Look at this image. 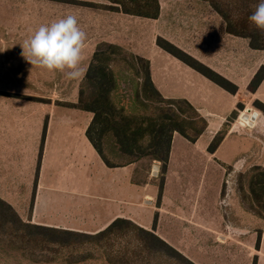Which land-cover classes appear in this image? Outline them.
<instances>
[{"label": "crops", "instance_id": "obj_1", "mask_svg": "<svg viewBox=\"0 0 264 264\" xmlns=\"http://www.w3.org/2000/svg\"><path fill=\"white\" fill-rule=\"evenodd\" d=\"M101 4L109 2L0 0V199L10 203L26 221L91 234L106 229L118 218L129 219L153 230L185 254V250L179 249L178 244L170 240L171 236L188 239L198 232L206 234L209 239L225 231L223 215L222 219L219 218L220 222H212L222 192L218 173L222 170L227 172L230 183L233 175L245 173L257 165L264 167V112L250 104L256 99L262 101L258 96L264 89V81L249 94L246 90L250 81L246 83L245 90L236 83V77L241 75L243 53L239 48L243 45L237 41L239 36L227 31L224 19L210 3L202 5L196 0H173L164 4L160 0L159 17L150 18L155 25L152 37L156 43L159 36L167 39L238 86L237 93L230 92L234 102L227 114L211 110L204 114L190 98L181 96L182 81L176 79L177 74L171 66H161L154 71L151 58L136 48L135 43L142 35L140 30L146 28L147 23L131 21L126 17L136 15L95 6ZM68 14H75L87 33L82 61L84 77L101 43L119 45L150 61L154 85L165 98L187 99L207 119L208 128L198 140L192 142L176 133L174 141L183 136L186 144L196 146L202 136H208L203 150L196 153L205 162L208 160V163L215 164L214 181L210 185L214 190V201L209 198L212 195L203 193V200L200 196L197 206L190 193L192 183H172L174 141L163 188L153 181L160 172V161L151 163V159L144 158L119 167H109L105 163L87 135L94 113L74 106L79 102L84 77L69 81L62 73L32 66L22 55V45L34 30ZM165 58L168 61V57ZM263 64L264 59L256 60L247 76L254 77ZM190 68L193 70L190 73L181 72L207 78ZM240 103L246 104L244 110H253L252 115L256 113L254 120L250 124L245 120L242 123L237 121L218 148L210 151L215 138L211 132L219 133L226 129L233 113L241 111L238 108ZM213 115H217L215 120ZM212 126L215 130H209ZM235 134L238 136L234 142L235 149L230 153L227 143ZM190 152L181 158H189ZM196 153L193 152L195 158L198 157ZM189 160L188 166L191 163ZM96 169L112 177V182L94 183L93 188L83 184L84 179L80 175L89 171L93 174ZM150 183H154L153 186ZM87 189L112 192L104 195L89 193ZM83 197H93L100 203H90ZM132 206L147 209L146 215L137 216ZM27 208L30 214L25 217ZM196 217L201 222L196 221ZM261 237L260 247L264 252V229H261ZM206 243L209 244V241ZM258 256L260 264L261 257Z\"/></svg>", "mask_w": 264, "mask_h": 264}, {"label": "trees", "instance_id": "obj_2", "mask_svg": "<svg viewBox=\"0 0 264 264\" xmlns=\"http://www.w3.org/2000/svg\"><path fill=\"white\" fill-rule=\"evenodd\" d=\"M107 1L109 4L95 6L153 19L161 11L160 0ZM205 1L224 19L229 33L247 38L253 49L264 50V29L249 20L258 0ZM157 44L222 88L237 93L235 83L174 43L159 36ZM263 81L264 65L251 80L250 91L255 92ZM74 106L94 113L87 135L109 167L149 158L162 162L166 172L175 134L195 142L208 128L207 119L188 100L165 98L158 91L148 59L112 43L98 46ZM255 106L264 112V102L256 100ZM227 132L226 128L218 133L210 151L218 148ZM240 177L243 202L248 200L249 209L264 218V167L254 166ZM0 246L19 250L35 261L63 256L70 263H79L99 256L109 264H197L153 230L129 219L118 218L91 234L26 221L3 199Z\"/></svg>", "mask_w": 264, "mask_h": 264}, {"label": "rangeland", "instance_id": "obj_3", "mask_svg": "<svg viewBox=\"0 0 264 264\" xmlns=\"http://www.w3.org/2000/svg\"><path fill=\"white\" fill-rule=\"evenodd\" d=\"M173 0H163L164 4L171 2ZM202 5H210L207 1L196 0ZM128 19L131 21H140L141 23H147V27H140V35L139 40L136 41L135 45L138 50H143L145 54H147L151 58V62L153 65V70L158 71L161 66L169 65L172 68L176 75V79L182 81L181 88L183 90L181 96H185L190 98L195 105L200 106L202 109V113L206 114L209 110L212 112H216L217 114L225 115L229 110V107L234 102L233 95L222 88L221 86L215 84L211 80L201 77L195 72L194 76H189L185 73H190L189 71H193L188 65L180 61V59L175 58L174 55H171L169 52L160 47L156 41L152 37V30L155 25L152 19L145 18L141 16H129ZM139 28V26H137ZM237 41L239 44L243 45V48L240 47L239 51L243 53L242 60V69L241 75L236 77V83L240 85L243 90H245V85L247 82H251L253 77L247 76L249 74V68L254 65L256 60L264 59V52L262 50H255L250 48L249 40L243 37H237ZM241 45V46H242ZM168 57V61L166 58ZM178 64V65H177ZM121 65V63H120ZM264 65V64H263ZM118 67V66H117ZM261 67V66H260ZM259 67V69H260ZM258 69V70H259ZM257 70V71H258ZM180 71V72H179ZM185 73H183V72ZM240 73V72H239ZM257 73V72H256ZM246 76V77H245ZM246 93H250L249 84L247 86ZM244 95V94H243ZM259 99L264 101V89L258 96ZM182 99V98H180ZM187 100V99H186ZM257 100V99H256ZM252 101L250 104L255 106V101ZM246 105V104H245ZM244 104H238V108L241 110L237 112L235 117H232L230 122H227V129L232 130L233 125L239 121L243 122L244 118L243 114H249L250 120L252 121V113L253 110H244ZM217 115H213V119ZM254 120V119H253ZM209 130H215L214 126L209 127ZM215 137L218 135V132H211ZM238 136L235 134L231 137V139L227 143V149L233 152L235 149V139ZM208 136H202L201 140L197 145L186 144L185 138L183 136H178L173 144V148L175 151V157L172 162V170L170 177L172 175V183L174 182H189L192 183L193 188H191L190 193L193 200L196 201V205L198 206L201 201L200 196L204 193L212 195L210 198L211 201H214L212 198L214 196L213 187H210L214 181V162L207 163L205 159L198 155L199 151L203 150V146L206 144ZM184 139V140H183ZM190 152L188 155L189 158H181V156H186V153ZM195 151L197 158L194 157L193 152ZM194 157V158H193ZM190 159V160H189ZM188 160L191 163L188 166ZM154 160L151 159V163ZM187 162V164H185ZM160 165V172L157 177L154 178V182L158 184L161 188L164 186L165 175L167 173L163 172L162 162ZM188 166V167H186ZM151 168V167H150ZM168 170V169H167ZM83 177V184H87L90 188H93L94 183H111L112 177H108V175H103L98 169L95 170V173H84L80 175ZM219 182L222 185V192L218 197V210L214 217H212V222H220L219 218L222 215L224 216L225 223L224 228L225 231L218 232L216 235L212 236L208 239L206 234L200 235L198 232H194L195 236L193 238H178L170 237V240L178 244V248L185 250V255L193 259L197 264H259V259L257 255L259 254L260 264H264V252L260 247L261 242V229H264V218L255 217L250 211L249 208L251 204L249 201L243 202L240 193L241 192V177L239 175H233L230 177V183H228V174L227 172L222 170V173H218ZM154 183H150L153 186ZM245 185H248L245 181ZM230 186V187H229ZM230 188V191L228 190ZM162 190V189H161ZM89 193H100L107 195L111 190L101 189L99 191H95L93 189H87ZM230 192V193H229ZM202 197V196H201ZM85 201L90 203H100L99 200L94 199L93 197H83ZM203 200V197H202ZM209 200V202H210ZM226 200V201H225ZM104 201V200H103ZM156 201L160 202V194ZM242 201V202H241ZM106 203V201H104ZM195 203V202H194ZM214 203V202H212ZM244 204L246 208L242 205ZM135 209V213L137 216L146 215L147 209H140L136 206H132ZM30 209H26L25 217L29 216ZM199 216V215H198ZM196 221L201 222V219L196 217ZM209 241V244L206 243ZM260 248V249H258ZM68 254H66L67 257ZM0 264H109L104 258L99 257L87 260L85 262L79 263H70L63 256L58 259L52 261H35L31 256L24 255L19 250H10L0 246Z\"/></svg>", "mask_w": 264, "mask_h": 264}, {"label": "clouds", "instance_id": "obj_4", "mask_svg": "<svg viewBox=\"0 0 264 264\" xmlns=\"http://www.w3.org/2000/svg\"><path fill=\"white\" fill-rule=\"evenodd\" d=\"M257 28L264 29V0H258L249 16ZM87 33L75 14L41 24L22 45V55L28 63L49 72H59L69 81L85 75L82 67Z\"/></svg>", "mask_w": 264, "mask_h": 264}, {"label": "water", "instance_id": "obj_5", "mask_svg": "<svg viewBox=\"0 0 264 264\" xmlns=\"http://www.w3.org/2000/svg\"><path fill=\"white\" fill-rule=\"evenodd\" d=\"M255 116H256V113L252 116V119H254L255 118ZM243 118H244V120L247 122V123H251V120H250V115L249 114H243V116H242Z\"/></svg>", "mask_w": 264, "mask_h": 264}]
</instances>
